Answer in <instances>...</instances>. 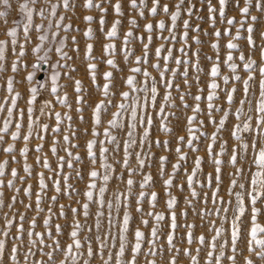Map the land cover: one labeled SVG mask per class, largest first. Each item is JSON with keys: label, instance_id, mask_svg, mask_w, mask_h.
<instances>
[{"label": "snow or ice", "instance_id": "6c2138e0", "mask_svg": "<svg viewBox=\"0 0 264 264\" xmlns=\"http://www.w3.org/2000/svg\"><path fill=\"white\" fill-rule=\"evenodd\" d=\"M110 2V0H109ZM206 8L208 16L207 23L213 28L211 33L202 29L199 24L193 26L191 19L195 15L196 4L192 0H177L172 7L168 3H161V0H129V8L135 12L140 18L147 19L145 13H149L151 17L166 15L169 22L158 20L156 24L146 23L143 30L148 34L147 37L136 35L132 29L140 27L135 17L130 18L128 23L130 28L122 34V45L120 53L123 60L127 64L128 75L124 79V84L128 91L119 93L120 102L113 104L112 98L116 95L112 89L113 72L105 71L102 76L103 85H96L103 99L94 106L89 104L93 113V128L90 140L85 142L86 156L89 162V171L87 172V182L83 192L77 191L73 184L69 183L71 173H65V167L75 173V177L81 181L85 180V175L74 167V164L80 163L82 157L78 152L74 153L73 148L78 145L74 143L75 131L72 126V116L53 110L52 101H45L43 106L38 110L35 108L37 97L42 89L46 87L44 83L35 82L34 77L36 70L40 68L41 62L49 63L50 54L55 52L58 59L52 64L53 72L50 76V93L55 97L59 105L70 110L72 105L69 103V97L66 91L62 94L63 85L60 83L62 70L63 76L71 80V71L76 69L69 63L73 57L69 55L66 48L69 39L75 46L74 51H79V42L75 36L69 37L67 33L73 30L71 23H65L66 15L61 12L73 10V0H16V11L18 17L9 24V10L13 7L12 0H0V27H4L5 39H0V78L4 79V83L0 84L3 89L4 96L0 97V154H7L9 159L0 162V219L3 225L0 226V259L5 253L6 244L12 241V246L8 249L10 264H92L93 260L98 259L101 264H138V257L144 256L146 264H157L156 259H147V257H156L158 254L163 256L166 252L183 254L189 257L190 264H201L202 257L199 256L201 248L204 249L206 264H222L225 258L236 262L235 255H227L225 249L230 247L231 253L238 250V242L243 244V251H251L264 261V239H258V233H264V226L258 221V218L264 215V210L257 207L258 202L264 205V60L257 63L252 55H245L242 46L238 43L241 40L242 32L247 33L244 37L249 51L252 52L257 48L256 41L253 37L254 28L251 22H255L257 17L251 15V9L264 12V0H244L243 6H240V0H234L237 11L240 13L241 19L226 16V7L228 0H218L219 7H216L212 0H200ZM78 6L86 9H98L102 15L98 23L103 26L106 21L103 14L108 9L103 3L96 0H82ZM117 17L124 16L122 4L116 2L111 5ZM187 18H183V17ZM217 17L221 23L226 24L223 33L216 27ZM197 20H204L203 16L195 15ZM37 19L39 22H36ZM84 21L91 24L94 17L85 15ZM251 21V22H250ZM179 22V23H178ZM120 19L114 20L111 27L104 33L108 41H113L120 35ZM247 25V27H245ZM233 28L235 32L233 33ZM55 29V30H54ZM156 32V39L161 43L152 48L153 32ZM194 33L190 36L189 32ZM61 32L65 35H61ZM167 32V35L164 33ZM33 33L36 40H33ZM210 35L214 38L210 47L215 50V56H206L211 61V65L207 73L208 81L206 89L199 87L198 94H192L188 91L186 94L192 96L193 104L188 105L185 102V92L180 88L178 77L182 78L185 88L191 89L192 83L197 85L201 82L200 73L203 71L200 65V52H192V40L196 45L202 43L200 34ZM88 40L93 39V30L89 27L83 33ZM261 39H264V31L260 32ZM227 37L225 47V57L221 61L220 39ZM55 38H59L56 40ZM134 41L141 44V53L136 54L135 50L130 47ZM55 44V47L49 45ZM177 44L180 46L177 47ZM32 45L31 52L36 57V63L32 64L33 71L25 77L30 85L28 91L29 96L24 101L26 108H21L18 101L21 100V93L16 90V77L7 75L10 71L13 74L18 73L22 68L27 69L28 65L24 62L27 46ZM94 46L92 43L85 45L86 71L89 73L93 83L97 80V57L94 55ZM260 55L264 58V45L259 47ZM102 52L106 54L103 62L112 69L118 67L114 59L117 54V48L114 43H105L102 45ZM174 52L176 54H174ZM235 53V55H234ZM221 63L229 70V75H224L221 70ZM189 67L195 70V76L190 83ZM152 69V71L149 70ZM69 69L71 71H69ZM158 74L159 79L153 76L152 72ZM240 73H244V78ZM257 73L260 79L257 81ZM140 77L141 79H138ZM226 87L222 88V84ZM230 81L240 82L242 86V96L238 100L236 94L238 89L235 86H229ZM254 86L258 87V95L253 91ZM160 87H163L164 93H160ZM173 90L180 93L179 99L184 102L185 109L191 110V115L186 119L187 137L181 135L176 137L177 146L173 150L176 156V162L171 164V172H166V166L170 163L167 156L158 158L157 174L162 178L163 186L166 192L164 201L165 207L169 213V231L162 233L161 222L165 220L164 212L149 210L145 212L143 204L147 202L150 209H156L158 206V193L154 190L145 191L154 187V179L151 172H144L149 166L148 162L153 153L151 147L153 144L163 149L169 148V141H161L152 139V133L175 135L174 129L170 127L169 117L174 113L168 109L174 107ZM74 91L76 95L75 103L81 105L86 103L83 95L82 82L79 79L74 80ZM223 92L225 106H220L217 101L220 99V92ZM206 92V94H205ZM160 97L158 104L157 98ZM205 107H201V102ZM110 107H115L116 111L111 113V119L107 121V126L103 128V132L98 131L102 126V113L108 112ZM78 112L81 108L76 109ZM155 113V120L152 113ZM216 113H220L219 119ZM206 115L208 124L214 128L209 135L203 129L205 121L200 117ZM27 122L25 123V117ZM53 118L54 126L49 123H41V117ZM83 119V117H81ZM234 120L235 123L228 129L229 136L234 138L236 147L228 148L227 140H220L221 133L225 130L226 124ZM125 121L127 123L125 124ZM64 125L62 129L61 125ZM124 129L123 140L118 139L113 134V130ZM52 134L53 139L50 142V151L57 157V165L54 169L49 163L47 155L43 153V144L35 145L33 151L38 155L35 156V162L48 172L54 173L53 176L45 177L44 171L36 173L38 191H32V185L27 184L26 187H18L17 184L25 183L27 179L33 178V165L28 162L30 152L29 142L33 138L41 141L45 136ZM243 133H253V136L246 140ZM103 136V139H99ZM57 136L62 137L61 140L56 139ZM10 137V141L6 139ZM202 138L206 140V152L211 158L213 172L207 173L204 179H200L202 173L203 157L196 155L192 161L193 167L188 171L187 161L188 154L184 148L190 149L193 153L198 152L199 145L196 143ZM219 141V143H218ZM22 142L23 147L17 148V143ZM99 145V147H97ZM111 145V148L106 146ZM218 151H214L217 149ZM59 150H63L65 155H59ZM121 152V158L117 160L115 153ZM228 154L227 164L231 165L233 171L227 176L229 184L226 194L229 196L225 200L220 196L221 186L223 185L224 176L222 175V165L225 161L221 159ZM249 154L251 159L249 160ZM19 155L22 160V171L25 174L21 176L16 168H11V163H20L17 160ZM111 156V162H110ZM100 161V169L96 168L97 160ZM135 159L136 167H132L130 160ZM119 164L122 170L128 173L127 178L124 177L123 171L117 175L118 183H123L125 188L123 191L116 190L113 192V199L106 200L105 194L109 191V181L113 179V175L117 170L114 165ZM253 167L255 170H253ZM183 168L186 180L185 183L189 190V197L185 198V204L195 210L194 200L202 199L205 206L202 211L197 212V216L202 220L204 217H222V225L216 226L214 220H208V227L214 233L210 240H206L205 236L195 237L201 247H197L194 251L190 247L181 249L177 247L179 240L177 239V214L175 207L177 205V197L173 195L171 189L175 186L180 191H184L185 184H175L176 174ZM249 174L245 177V172ZM134 175H140L139 183L133 179ZM10 177V178H6ZM245 179V182H240ZM102 183L99 185L97 181ZM51 181L52 190L56 194H63L71 199L73 193L83 195L85 202L77 201L81 204L82 215L87 218L89 216V206L95 202L97 212L95 214V235L85 236L81 239L84 231L93 232V227L82 224L78 218L81 214L77 208H71L73 220L68 225V239L71 241L64 242L56 237L62 236V226L55 223L54 216L65 217V206L59 205L58 213L53 211L52 205L57 204V195L48 197L49 206L47 209L42 206L45 203V196L49 189ZM63 181V185H62ZM138 183L139 191L133 192V188ZM201 190L205 188L212 189L210 202L213 207L209 210L206 205L209 203L207 193L197 191V187ZM247 185V186H246ZM7 187L15 193L9 198V202L5 203L3 189ZM23 191L25 197L31 201L35 197V207L33 203H24L23 199H18V194ZM135 200L136 212L139 214V223L144 227H149V219L152 223L149 233L141 230L139 226L132 230V237L129 238L130 223L133 221L129 209L130 202ZM17 203L22 204L25 211L21 212L16 209ZM226 205V206H225ZM121 206L123 213L121 216ZM7 208L9 211L4 212ZM107 209V230L101 231V218L105 217L104 209ZM31 210L35 215L27 216V211ZM231 212V218H229ZM247 214V222L243 219ZM182 216L187 218L188 213L184 211ZM148 217V218H145ZM40 219L44 231H37V219ZM25 224L28 227H25ZM227 225L225 228L223 225ZM15 227V234L12 229ZM185 235L187 245L194 243V229L197 227L194 223H185ZM117 230V235L113 234V229ZM228 232L227 238L224 233ZM164 236L162 242L161 237ZM51 241V243H46ZM219 241V250H218ZM253 243L259 245V251L252 247ZM96 245L94 248L93 245ZM166 245V246H165ZM23 260L18 257L21 254ZM112 249H116L113 253ZM39 253L44 259H33ZM62 257V259H61ZM167 264H177L175 255L167 260ZM245 264H254L252 259H246Z\"/></svg>", "mask_w": 264, "mask_h": 264}, {"label": "rangeland", "instance_id": "374dc122", "mask_svg": "<svg viewBox=\"0 0 264 264\" xmlns=\"http://www.w3.org/2000/svg\"><path fill=\"white\" fill-rule=\"evenodd\" d=\"M13 2V7L12 9L9 10V24L7 25V27H11V21L15 20L17 18L22 19V17H18V13L16 11V0H12ZM96 2H100L103 3L104 7H106L108 9L106 14L104 15L105 21L106 23L101 26L98 21L100 16L102 15V13L98 10V9H86V8H82L80 6H78L79 4L82 3V0H73V10L68 11L66 13L61 12L60 14L66 15L67 19L65 20V23H71L73 25V30H71L69 33H67V35L69 37L71 36H75L77 41L79 42V51H74V45L71 43V40L69 39L68 42V46L66 48V51H68L69 55H71L73 57V60L70 61L69 63L76 69V71H71L69 69V71H71V76L72 79H66L63 76V70H62V76H61V81L60 83L64 86L61 93L62 94L64 91L67 92L68 97H69V103L72 105V108L70 110L65 109L62 105H59L58 102L55 100V97L53 95H51L50 93V76L53 72V68H52V64L58 59L57 54H55V52H53L52 54H50V61L48 63V66L46 69H43L41 66L39 69L36 70V75L34 77V83L35 82H39V83H44L46 85V87L44 89H42L37 97L36 100V104H35V108L37 109V114H38V110L43 106L45 101H52L53 103V110L54 111H58L61 112L62 114L65 113L66 111L68 112L69 115L72 116V126H73V130L75 131V136L76 138L74 139V143H76L78 145L77 148H73L72 151L74 153L78 152L80 154V156L82 157V161L80 163H76L74 164V167L78 170H80L84 175H85V180L81 181L78 178L75 177V173L72 172V170L68 169L67 167H65V173H71V177L69 180V183L73 184L74 188L79 191V192H83L84 188H85V184L87 182V172L89 171V162H88V158L86 156V151H85V142L87 140L92 139L93 137L91 136V131L93 128V113H92V108L88 107L89 104L91 105H95L97 102H99L100 100L103 99L101 93L99 92V90L97 89L96 85H103L104 80H103V76L102 74L105 71H112L113 72V84L115 85V87L112 89L113 92L116 93V95L112 98L113 100V104H118L120 102V96L119 93L121 91H128V88L126 87V85L124 84V79L127 77L128 70H127V64L125 63V61L123 60V56L120 53V48L122 45V34L126 31L129 30L130 25L128 23L130 18L135 17L138 21V24L140 25L139 28L137 29H132L136 35H142L147 37V33L143 30V25L146 23H153L156 24L158 20H165L166 23L169 22V17L166 15H159L158 17H151L149 15V13H145V16L147 17V19H143L140 18L135 12H132L129 8V0H96ZM116 2H120L122 4L123 7V11H124V16L122 17H117L112 9V4L116 3ZM149 5L151 4V0H148ZM177 2V0H161V3H168L170 7H172V5ZM243 2L244 0H240V6H243ZM192 3L196 4V10H195V15H199V16H203L205 19L204 20H197L194 17L191 19V24L193 26L199 24V26L204 29L205 31H207L208 33H211L213 31V28L209 25V23H207V10L206 8H204L203 4L200 3V0H192ZM212 3L216 6L219 7L218 5V0H212ZM0 10H3L2 8H0ZM226 16L228 17H236L237 20L241 19L240 13L237 11L236 5L234 4V0H228V4L226 7ZM85 15H91L94 17V20L91 24L87 23L86 21H84L83 17ZM251 15H254L257 17V20L255 22H251L252 26L254 28V32H253V37L256 41V45L257 48L250 52L249 51V46L247 45V42L245 40V36L247 35V33L242 32V37L241 40L238 41V43L242 46L243 51L245 52V55H252L253 59H255L257 61V63H261L262 60H264V58L261 57L260 55V51H259V47L261 45H264V39H261L260 37V32L264 31V12H261L257 9H255L254 7L251 9ZM183 18H187L186 16ZM116 19H120L122 21V24L120 26V35H118V37L116 39H114L113 41H108L105 38L104 33L111 27V24L114 22V20ZM36 22H39V20L37 19ZM0 23H2V20H0ZM179 23V22H178ZM91 28L93 30V39L88 40L87 37H85L83 35V33L85 31H87L88 28ZM216 27L220 29V31L223 33L224 28L226 27V24L221 23L220 18L217 17V22H216ZM245 27H247V25H245ZM55 30V29H54ZM235 32V28H233V33ZM61 35H65V33L61 32ZM153 35V45L151 46L152 48L158 46L161 41H159L158 39H156V35L157 33L154 31L152 33ZM164 35H167V32L164 33ZM189 35L192 36L194 35V33H192L191 31L189 32ZM6 36L4 35V27H0V39H5ZM56 40H58L59 38H55ZM200 39L202 41V43L200 45H196L192 40H189V43L192 44V49L189 52V55L191 56L192 52H196L199 51L200 52V65L201 68L203 69V71L200 73L201 76V82L199 85L192 83L194 76H195V70L191 67H189V73H190V83H192V87L191 89H187L185 88L184 84H183V80L182 78L178 77V81L180 84V88L183 92H185V94L190 91L192 94H198L197 89L199 87H204L205 90L206 89V82L208 81V76L205 74L207 73V71L210 68L211 65V61L207 60L205 57L206 56H215V50L212 49L210 47L211 42H213L214 38L210 35L206 36L204 34H200ZM227 37H223L220 39L219 43L221 45V50H220V57H221V61H223L224 57H225V45L227 43ZM33 40H36V36L33 33ZM114 43L116 45L117 48V54L115 55L114 59L117 62L118 67L116 69H112L109 68L104 62V58H106V54H104L102 52V45L105 43ZM86 43H92L94 46V55L98 58L97 61H95L97 63V80L95 83H93V81L90 78L89 73L86 71V60H85V45ZM50 47H55V44L53 45H49ZM180 45L177 44V47H179ZM31 47L32 45H28L27 46V50H26V55L23 58L24 62L28 65V68L25 69H21L18 73L13 74L10 71L7 73V75H14L16 77V90L18 92L21 93V100L18 101V105L21 108H26V104H25V100L28 98L29 96V87L30 85L27 83L25 77L27 76L28 73L33 71V68L31 67L32 64H34L36 61V57L35 55L31 52ZM131 48H133L136 52V54H142L141 53V44L139 41H134L131 45ZM174 54H176L174 52ZM235 55V53H234ZM150 71H152L151 68H149ZM221 70L222 73L224 75H229V70L227 69V67L225 65H223V63H221ZM43 74V78H40V75ZM153 76H156L157 79H159L158 74L153 71L152 72ZM244 78H246L244 73H240ZM75 79H79L82 82V88H83V95L85 97L86 103H83L81 105H77L75 103L76 101V93L74 91V80ZM138 79H141L140 77H138ZM260 79L259 74L257 73V81ZM222 84V81H220ZM4 83V79L0 78V84ZM230 86H235L238 89V92L236 94V99L238 100L239 98H241L242 96V86L240 84V82H232L230 81V84L228 87ZM226 87L222 84V88ZM160 93L163 94L164 93V89L163 87H160ZM253 91H256L257 95H258V87L254 86ZM206 94V92H205ZM179 95L180 93L176 92L175 90H173V102H174V107L168 109V111L174 113V115L169 117V124L170 127H172L174 129L175 135L172 134H164V133H157L155 130L152 133V139H159L161 141L167 140L169 141V148L168 149H163L161 147H157L155 146V144H153V146L151 147V152L153 153L151 159L149 160L148 164L149 166H147L144 169V172H151V174L153 175V179H154V187L151 189H145V191H151L154 190L158 193V206L156 209H150V206L147 202H145L143 204V208L145 210V212L149 211V210H154V211H158V212H164L165 214V220L161 222V231L162 233H167L169 231L168 228V223H169V213L168 210L165 207L164 201L166 199V192L163 186V182H162V178L157 174L158 171V158L160 156H167L169 158L170 163L166 166V172H171V164L176 162V156L174 153V149L177 146V141H176V137L177 136H185L187 137V132H186V119L187 116L191 115V110L189 109H185L183 104L184 102H181L179 99ZM220 95V99L217 101V103L220 106H225V99L223 96V92L221 91L219 93ZM4 96V92L3 89L0 88V97ZM157 102L159 104L160 102V97L157 98ZM185 102L188 105H192L193 104V100H192V96L191 95H185ZM201 107L204 108L205 104L202 101L201 102ZM77 108H81L82 111H77ZM116 111L115 107H110L108 112L106 113H102V126L98 129V131L103 132V128L107 126V121L111 119V113ZM154 116V124H155V120L158 119L155 117V113H152ZM217 119H219L220 117V113H216L215 114ZM81 117H83V119H81ZM201 119H204L205 121V128L203 129L205 132H207L209 135L214 131V128L208 124V118L206 115H202L200 117ZM27 122V116L25 117V123ZM40 122L41 123H49L50 127L54 126L55 121L53 118H49L47 116L45 117H41L40 118ZM127 123V121H125V124ZM235 123L234 120H230V122H228L226 124V128L225 130L221 133L220 135V140H227L228 142V148L231 149L233 147H236V142L234 141V138H231L229 136V131L228 129L232 127V125ZM62 129L64 128V125H61ZM124 129H119V130H113V134L118 136V139L123 140L124 137L123 133H124ZM242 135H244L245 139L247 140L248 137L253 136V133H243ZM6 139L10 141V137H6ZM53 136L52 134L49 132V134H47L45 136V139L43 141L37 139V138H33L30 142H29V148H30V152H29V156H28V162L33 165L34 171H33V178H29L26 180L25 183H19L17 184L18 187L24 188L26 187L27 184H31L32 185V191L35 193L36 191H38V187H37V179L35 178L36 173L39 171H44L45 173V177H49V176H53L54 173L48 172L47 170L43 169L41 166L37 165L35 162V156L38 155L37 153H35L33 151L35 145L37 144H43V153L47 155V158L49 160V163L52 165V167L55 169L56 165H57V157L55 155H53L50 151V142L52 141ZM56 139L61 140L62 143V137L57 136ZM99 139H103V136L101 135V137ZM206 140H204L202 138L201 141L196 142L199 145V151L196 153H193L190 149L188 148H184V151L188 154L189 159L187 161V168L188 171H191V168L193 167L192 161L195 158L196 155H199L201 157H203V163H202V173H200V179L203 180L204 176L207 173L213 172V167L211 165V158L208 156L205 148H206ZM219 143V141H218ZM17 148H22L24 145L22 142H18L17 143ZM108 147L111 148V145H106ZM99 147V145L97 146ZM214 151H218L217 149H214ZM59 155H65V153L63 152V150H59L58 152ZM115 158L117 160H119L121 158L122 153L118 152L115 153ZM249 160L251 159V155L249 154ZM5 159H11L10 156H8L7 154H0V162H2ZM222 160L225 161V164L222 165V175L224 176V180H223V185L221 186V192H220V196H222L225 200L229 199V196L226 194V189L228 187L229 181L227 176L231 174V172L233 171L231 165L227 164V160H228V154L225 153V155L223 157H221ZM17 160L20 161V163H11L10 167L11 168H16L18 170V172L20 173L21 176H24L25 174L22 171V164H23V160L22 158L17 155ZM110 162H111V156H110ZM130 163L132 165V167H136V162L135 159L133 158L132 160H130ZM114 167L116 168L117 172L116 174L113 175V179L109 181V191L106 192L105 194V199L106 200H111L113 199V192L116 190H120L123 191L125 186L123 183H118L117 180V175L123 171L124 177L127 178L128 173L126 170H122L121 166L119 164L114 165ZM96 168L98 170L100 169V161L99 158L97 160V164H96ZM253 170L254 167H253ZM249 174L247 173V171L245 172V177H247ZM6 178H10V177H6ZM133 179H135L138 183L141 180V176L140 175H134ZM186 177L183 171V168L181 169L180 172H178L176 174V179L174 180V185L175 184H185V188L184 191H180L177 187H173L171 189L172 193L174 196L177 197V205L175 207V212L177 214V224L180 225V227H178L177 229V239L179 240V243L177 244V247L184 249L186 247H190L193 250V255H196L195 253V249L197 247H201L197 242H195V237H198L200 235L205 236L206 240H210L211 236L214 234L211 229L208 227V220H214L216 223L217 227H220L222 225V217H217V216H212V217H204L203 220L197 216V212L202 211V209L205 207L203 205L202 199H197L194 200L193 203L195 205V210L191 207H188L185 204V198H190L189 197V190L187 188V185L185 183ZM240 182H245V179H241ZM49 183V189L47 191V195L45 196V203L42 204L43 207H45V209H47V207L49 206V202H48V197L52 196V195H57V204L52 205L53 207V211L58 213V209H59V205L63 204L65 206V213L66 216L65 217H58L54 216L53 220L55 223H59L62 226V232L63 235L56 237L57 239L61 240L62 245L64 244L65 241H67L68 243H70L71 241L68 239V232H69V228L68 225L72 222L73 220V214L71 213L70 209L71 208H77L80 211V215L78 216L80 222L82 224H87L88 226L93 227V232L89 233L87 231H84L81 239L83 240L85 236H89L95 235V214L98 210L97 205L95 202L91 203L89 206V216L87 218H85L82 215V209H81V204L77 203V201L80 202H85V198L84 196L81 195H76L75 193H73L71 199H69L67 196L63 195V194H56L53 190H52V185H51V181H48ZM102 183V181L98 180L97 184L98 187L99 185ZM138 183L137 185L134 186L133 188V192L136 193L137 191H139L138 188ZM62 185H63V181H62ZM247 186V185H246ZM197 191L201 192L202 195L203 193H207L209 196V203L206 205V207L211 210L213 207H219V205L213 206L210 202V198L212 195V189L209 188H205L203 190H201L199 188V186L197 185ZM5 195H4V200L5 203L9 202V198L14 195L15 193L13 192L12 189H8L7 187H5L3 189ZM18 199H23L24 203L27 204L29 202L33 203V207H35V197H32V200L29 201L23 191L21 193L18 194ZM226 206V205H225ZM16 209H18L21 212H24L25 209L23 207L22 204L17 203V205L15 206ZM257 207H261L262 210H264V205H261L259 202L257 204ZM123 206H121V216L123 213ZM131 213V215L133 216V221L130 223V231H129V238L131 239L132 237V230L139 226L141 228L142 231H144L146 233V236L149 233V229L152 225V223H154V221L151 220V218L145 217L149 219V227H144L142 224L139 223V214L136 212V204H135V200L133 199L130 202V206L128 209ZM9 210L7 208L4 209V212H8ZM105 211V217L101 218V231H106L107 230V209H104ZM184 211H187L188 216L187 218H185L184 216H182V213ZM35 215V213L31 210L27 211V216L31 217ZM229 218H231V212H229ZM0 216H2V213H0ZM246 222H247V214L245 215V217L243 218ZM259 223L261 224V226H264V215L260 216L258 218ZM185 223H194L197 225V227L194 229V243L189 246L186 243V240L183 239L184 235H185V228L183 227V225ZM37 224H38V228L37 231H44V228L42 226V222L41 220L38 218L37 219ZM3 225V220L0 219V226ZM225 228H227L228 226L225 224L223 225ZM25 227L27 228L28 225L25 224ZM13 234H15V227L12 229ZM113 234L117 235V230L114 228L113 229ZM229 235L228 232L224 233V237L227 238ZM2 238V237H0ZM258 239H264V233H258L257 236ZM162 242L164 241V236L161 237ZM46 243H51V241H46ZM12 246V241H9L6 244V249H5V253L3 255V258L0 259V264H10V259H9V253H8V249ZM166 246V245H165ZM93 247L95 248L96 245L94 244ZM244 245L238 242V250L236 253H231L230 247L228 249H225V253H226V257L227 255H235L236 256V262L235 264H245V260L246 259H252L254 264H264V261H261L260 258L258 256H256L253 252L251 251H243ZM252 247H254L257 251H259V245L253 243ZM218 250H219V241H218ZM24 251V248H21V254L18 257L19 259H21V262L23 260L22 257V253ZM113 253H115L116 249H112ZM172 255L176 256L177 259V264H190V259L187 256H184L182 253L181 254H176V253H169L166 252L163 256L161 255H157L156 257H147V259H156L157 264H167V260L168 258H170ZM200 257H202L201 259V264H206V257H205V253H204V249L201 248V252L199 254ZM33 259H44L47 260L46 257H42L39 255V253L37 254L36 257H34ZM62 259V257H61ZM92 264H101V262L98 259L93 260ZM138 264H146V259L145 257L142 255L140 257H138ZM222 264H232V261L227 260L226 258L224 260H222Z\"/></svg>", "mask_w": 264, "mask_h": 264}, {"label": "water", "instance_id": "95a60500", "mask_svg": "<svg viewBox=\"0 0 264 264\" xmlns=\"http://www.w3.org/2000/svg\"><path fill=\"white\" fill-rule=\"evenodd\" d=\"M35 63H36V62H35ZM47 66H48V63H43V62H41V67H42L43 69H46ZM40 78H43V74L40 75Z\"/></svg>", "mask_w": 264, "mask_h": 264}]
</instances>
